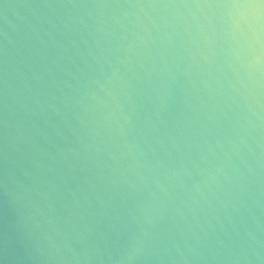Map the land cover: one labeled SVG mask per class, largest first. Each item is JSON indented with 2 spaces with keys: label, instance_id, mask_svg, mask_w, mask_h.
Listing matches in <instances>:
<instances>
[{
  "label": "water",
  "instance_id": "1",
  "mask_svg": "<svg viewBox=\"0 0 264 264\" xmlns=\"http://www.w3.org/2000/svg\"><path fill=\"white\" fill-rule=\"evenodd\" d=\"M0 264H264V0H0Z\"/></svg>",
  "mask_w": 264,
  "mask_h": 264
}]
</instances>
